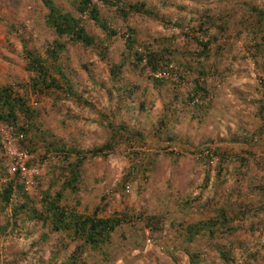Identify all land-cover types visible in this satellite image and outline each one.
<instances>
[{"label": "rangeland", "instance_id": "rangeland-1", "mask_svg": "<svg viewBox=\"0 0 264 264\" xmlns=\"http://www.w3.org/2000/svg\"><path fill=\"white\" fill-rule=\"evenodd\" d=\"M52 1L91 45L58 35L40 0H0V91L25 103L0 120V264H264V0H103L111 36L80 0ZM148 53L156 69L171 59L186 83L155 80ZM32 57L53 88L40 85ZM197 81L208 95L195 107L187 93ZM6 134L38 172L28 189L9 171ZM204 145L213 158L198 160L191 150ZM54 200L121 224L92 249L54 230ZM201 221L213 226L190 239Z\"/></svg>", "mask_w": 264, "mask_h": 264}, {"label": "trees", "instance_id": "trees-1", "mask_svg": "<svg viewBox=\"0 0 264 264\" xmlns=\"http://www.w3.org/2000/svg\"><path fill=\"white\" fill-rule=\"evenodd\" d=\"M44 7L47 9L48 14L46 17L47 24L54 28V30L57 32L58 35H66L71 37L74 41L82 42L86 45H91V38L87 36L85 29H83L80 25V19L73 18L71 14H62L60 13L52 0H40ZM81 4V12H84L89 0H80ZM140 6L137 5H130L128 6V11L132 13H146ZM78 9V8H77ZM80 11V10H79ZM78 11V12H79ZM255 11V10H254ZM258 15L261 17V20H264V14L262 11L258 12ZM90 19L94 21V23L98 24V26L108 35H114L115 32L108 29L104 23H100V20L98 18V11L96 7H93L90 11ZM204 51L207 50L208 44L202 43V41H199L198 43ZM60 46H56V50H59ZM55 56V54H54ZM139 60H142V57H139ZM155 58L152 53H148V60L147 63L151 65L153 70L156 69L157 65L156 60L154 62ZM172 63L171 59H166L165 62ZM29 65L33 67V71L38 73V78L41 80L42 87L44 89H50L55 86V81L52 78L44 79L47 77V69L45 67V64L42 59L32 57L29 61ZM161 81V80H157ZM195 83V82H194ZM198 81L194 84V87L192 89L190 88V92L187 93V98L189 101H192L190 98V94L193 93L198 100L200 101L198 104H195L194 106H200L203 104V100L205 99V95H208V93L202 89V87L197 84ZM25 107L24 101L15 100L14 98H11L10 93L7 92V88H5L3 91H0V120H4L6 117L7 119L14 120V113L15 110L20 111ZM24 110V109H23ZM4 115H6L4 117ZM6 119V120H7ZM103 148V147H102ZM96 149L95 152H101L103 149ZM205 150H211V146L204 145L201 148H197V150H191V152L194 154L196 151L198 154L202 153ZM94 152V153H95ZM200 160V159H198ZM78 162H80L78 160ZM76 163L75 165H70L68 168V174L69 177L65 181L66 186H70L71 184H75L76 181L79 179V164ZM11 183L7 186V188L4 190L3 199L5 203L8 202L10 199V196L13 192ZM57 200H54V202L49 201V203L45 202L48 207V212L53 217L54 222V230L56 231H62V230H70L75 234L83 235L84 241L87 245H89L92 249H94L93 246H97L100 244L108 243L111 234L114 232V230L120 226L121 220H119L117 217H110V218H97V208L95 209V212L93 213V216L91 217H84L82 215H77L73 213H69L64 211L62 208H60L57 205ZM212 225L213 223H206ZM199 226H189L187 231L189 234V238L192 239L196 236L197 232L200 231L201 228H204V225ZM213 226V225H212ZM201 227V228H199ZM85 244V245H86Z\"/></svg>", "mask_w": 264, "mask_h": 264}, {"label": "built area", "instance_id": "built-area-1", "mask_svg": "<svg viewBox=\"0 0 264 264\" xmlns=\"http://www.w3.org/2000/svg\"><path fill=\"white\" fill-rule=\"evenodd\" d=\"M101 5H103V0H89V3L85 9V11L83 12L84 17L88 16L90 18V11L93 7H100ZM121 6V3H120ZM131 38V34L130 33H125L124 34V39L126 40V42H129ZM142 61L145 62V56L142 55ZM152 77L155 80H161V81H175L176 83H178L179 85L185 84L186 81L184 79V77H182L176 70L175 66L173 63L170 62H166L163 65H161L158 69H156L153 73H152ZM190 98L192 99V101H190L191 105H195L198 104L200 101L198 100V98L191 93L190 94ZM9 131L13 132L14 128L13 127H9ZM24 130L21 132L17 133V139H23L24 138ZM13 137L12 135L9 136L8 134H6L4 136V140H3V144H4V148L6 149L7 155L10 158V165H9V171L11 174L13 175H18L21 177V179L23 180L24 186L26 187V189L30 188L31 186H33L34 184V180L37 179V170L36 168H30L28 167V162H29V157L27 155L26 152L19 150L18 148L15 147V145H13ZM200 158H213V155L211 153V151L209 150H205L202 153L197 155V159ZM151 246V239H147L146 240V248H149Z\"/></svg>", "mask_w": 264, "mask_h": 264}, {"label": "crops", "instance_id": "crops-1", "mask_svg": "<svg viewBox=\"0 0 264 264\" xmlns=\"http://www.w3.org/2000/svg\"><path fill=\"white\" fill-rule=\"evenodd\" d=\"M185 64H186V63H185ZM203 224H206V223H205V221H203V222H202V221H201V222H199V224H198V225H203Z\"/></svg>", "mask_w": 264, "mask_h": 264}]
</instances>
